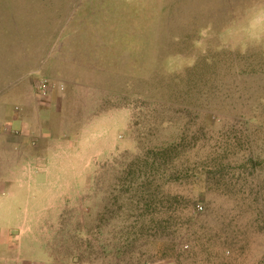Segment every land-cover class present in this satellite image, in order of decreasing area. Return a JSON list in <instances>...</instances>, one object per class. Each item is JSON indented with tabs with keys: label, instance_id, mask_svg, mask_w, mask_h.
<instances>
[{
	"label": "rangeland",
	"instance_id": "obj_1",
	"mask_svg": "<svg viewBox=\"0 0 264 264\" xmlns=\"http://www.w3.org/2000/svg\"><path fill=\"white\" fill-rule=\"evenodd\" d=\"M0 193V264H264V0H0Z\"/></svg>",
	"mask_w": 264,
	"mask_h": 264
},
{
	"label": "built area",
	"instance_id": "obj_2",
	"mask_svg": "<svg viewBox=\"0 0 264 264\" xmlns=\"http://www.w3.org/2000/svg\"><path fill=\"white\" fill-rule=\"evenodd\" d=\"M38 90H39V93L41 95H43V96H46L48 94L49 87H48V84H47L46 80L42 79V80L39 81ZM198 209L201 210L202 206L198 205Z\"/></svg>",
	"mask_w": 264,
	"mask_h": 264
},
{
	"label": "crops",
	"instance_id": "obj_3",
	"mask_svg": "<svg viewBox=\"0 0 264 264\" xmlns=\"http://www.w3.org/2000/svg\"><path fill=\"white\" fill-rule=\"evenodd\" d=\"M1 194V193H0Z\"/></svg>",
	"mask_w": 264,
	"mask_h": 264
}]
</instances>
